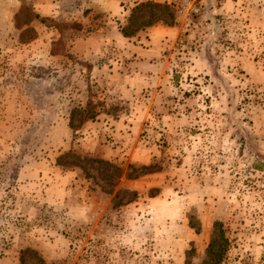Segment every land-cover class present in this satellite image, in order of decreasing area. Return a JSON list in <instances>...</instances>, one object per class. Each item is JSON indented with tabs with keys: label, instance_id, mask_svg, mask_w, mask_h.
<instances>
[{
	"label": "rangeland",
	"instance_id": "rangeland-1",
	"mask_svg": "<svg viewBox=\"0 0 264 264\" xmlns=\"http://www.w3.org/2000/svg\"><path fill=\"white\" fill-rule=\"evenodd\" d=\"M97 1L0 0V264H264L259 4Z\"/></svg>",
	"mask_w": 264,
	"mask_h": 264
},
{
	"label": "trees",
	"instance_id": "trees-1",
	"mask_svg": "<svg viewBox=\"0 0 264 264\" xmlns=\"http://www.w3.org/2000/svg\"><path fill=\"white\" fill-rule=\"evenodd\" d=\"M34 17H37L36 14H34ZM39 21H43L42 18H39ZM123 35H125V33L123 32ZM35 38V33L33 32L31 36H29L28 38H26V40H23L25 42H28L31 39ZM92 103L90 102H86L84 107H79V108H72L69 114V127L72 129V132H74L77 127L79 126V123L85 121L88 118H93V116L95 115V112H93L92 110ZM79 116V122L76 124V122H74V120L76 119L75 117ZM60 157V156H58ZM264 160V159H263ZM58 163V162H57ZM115 169H117V167L113 166ZM215 225V229H216V238H211L210 242L208 243L207 246V253H206V258L204 260V264H220L221 262V258L224 254V250H225V243L226 240L224 238L223 232L220 229V222H213Z\"/></svg>",
	"mask_w": 264,
	"mask_h": 264
},
{
	"label": "crops",
	"instance_id": "crops-1",
	"mask_svg": "<svg viewBox=\"0 0 264 264\" xmlns=\"http://www.w3.org/2000/svg\"><path fill=\"white\" fill-rule=\"evenodd\" d=\"M225 2H228L230 5L232 3L231 0H224ZM239 1L241 0H237L236 2H234V4H237L236 6V10L238 12H241L243 17H245V11H241L242 8L244 9L243 6H240V4L238 3ZM258 1H261V2H258ZM222 2V0H221ZM255 2H257L256 4L258 5L259 4V8H254V7H251V9L254 8L255 12H256V9L259 10L258 13H255V15L257 16H253V19L256 23H262L263 20H262V14L264 12V0H256ZM233 4V5H234ZM96 6L98 8L102 7V9H104L106 12H113V11H116L117 7H118V3H117V0H99L97 1V4ZM222 7H228L226 4H223ZM231 9H234L233 6H231ZM210 13V10L208 8L207 10V14ZM109 22L105 23V25H99L98 27V30L96 31L97 34H94V39L97 41V46L98 47H101L102 45L105 44V42H108L110 41V38H114L118 35V31H117V28L112 24V22L110 20H108ZM111 22V24H110ZM244 23V22H243ZM210 24H214L213 22L211 23L210 21ZM165 28H168L166 26H163V25H160V24H157V25H154L152 26L150 29H154V32L156 33H161L162 31H164ZM89 38V37H87ZM36 39H34L33 41H35ZM138 156H140L138 154Z\"/></svg>",
	"mask_w": 264,
	"mask_h": 264
},
{
	"label": "built area",
	"instance_id": "built-area-1",
	"mask_svg": "<svg viewBox=\"0 0 264 264\" xmlns=\"http://www.w3.org/2000/svg\"><path fill=\"white\" fill-rule=\"evenodd\" d=\"M185 9H186V8H185V5H182V6H181V8H180L181 12H184V11H185ZM193 11H194V12H196V11H197V9H196V8H194V9H193Z\"/></svg>",
	"mask_w": 264,
	"mask_h": 264
}]
</instances>
